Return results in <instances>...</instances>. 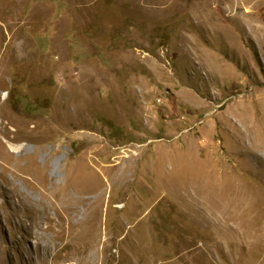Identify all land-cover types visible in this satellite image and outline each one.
Segmentation results:
<instances>
[{
    "label": "rangeland",
    "instance_id": "374dc122",
    "mask_svg": "<svg viewBox=\"0 0 264 264\" xmlns=\"http://www.w3.org/2000/svg\"><path fill=\"white\" fill-rule=\"evenodd\" d=\"M0 143V264H264V0H0Z\"/></svg>",
    "mask_w": 264,
    "mask_h": 264
},
{
    "label": "bare ground",
    "instance_id": "6f19581e",
    "mask_svg": "<svg viewBox=\"0 0 264 264\" xmlns=\"http://www.w3.org/2000/svg\"><path fill=\"white\" fill-rule=\"evenodd\" d=\"M4 99H6L5 96H4ZM8 142L9 141H7V143ZM10 150L13 151V152L19 153L21 151V146H14L13 144H10ZM11 151H10V153H11ZM10 153L6 152V149L0 143V160H2L4 163H6L8 165H9V162L11 160V154ZM8 165H3V164L0 163V170H2L3 173H5V174L7 172H11L13 177L19 176L18 174L22 173V170H20V168H16L17 170H13L12 171L10 166H8ZM33 172H35V171H33ZM88 178H86V182H83V180H84L83 179L82 180L83 183H81L80 186H78L79 184H74L76 190L78 191V194L85 196V195H87L89 193H97L98 194V198L100 199V202L97 203V206L98 205L103 206L104 198H105V194H106V190H105V188H103V187H105V185L102 184V181H101L100 177H99L100 180H95L94 178L93 179L92 178L88 179ZM7 181L8 182H6V183L8 185V188L11 187V189H9V191L11 192V190H12L11 193L17 195L19 191H18L17 187L13 184V179L9 178V179H7ZM57 195H58V193H56V196ZM65 197L68 198V195H67L66 192H64V195L62 197L65 200V202H61L60 198L55 197L56 200H60V201H58V203L59 204L61 203L60 207L63 209V211H61L60 210L61 208H58V207H56V209L59 210V212H63L64 213V218H62V219L59 218V220H57V219H55V217H52V216H49V215L45 216L44 219L49 225L48 230H50L51 227H53V226H58V227L62 228V226L64 225L65 221L70 220V216L67 213H73L74 210L66 206L67 199ZM94 204H96V203H94ZM23 205H24V203H23ZM55 205H57V203L52 201L51 206L54 208ZM90 219L93 220L92 218H90ZM54 221H56L55 225H54ZM95 226H96V229H98V226L97 225H95ZM62 232H63L62 229L59 230V232H54V238L58 239V238L62 237L61 236ZM100 237H101V234H97L95 240L91 244L92 248H94V247H96V249L98 248V245L100 243Z\"/></svg>",
    "mask_w": 264,
    "mask_h": 264
}]
</instances>
